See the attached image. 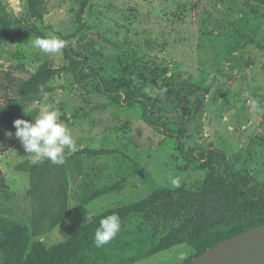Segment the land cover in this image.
I'll return each mask as SVG.
<instances>
[{
  "label": "rangeland",
  "instance_id": "obj_1",
  "mask_svg": "<svg viewBox=\"0 0 264 264\" xmlns=\"http://www.w3.org/2000/svg\"><path fill=\"white\" fill-rule=\"evenodd\" d=\"M0 0V18L16 29L33 23L47 38L77 27L82 0ZM89 26L82 51L85 72L123 90L153 95L155 120L179 130L187 149L224 150L238 169L264 180V6L252 0H89ZM0 23V106L17 95L21 67L68 65L61 54H44L36 39L5 38ZM186 84L181 94L176 88ZM51 93L32 103L20 119L34 122L41 105L58 112L77 144L66 152L70 217L53 230L56 210L32 194L30 173L21 164L38 160L0 128V237L26 257L36 244L49 248L71 239L107 211H121L154 195V186L200 190L208 169L196 167L176 140L160 135L142 119L140 107L123 110L96 82L78 83L62 74ZM110 151L89 154L85 151ZM181 177L180 187L168 175ZM80 205L83 208H79ZM194 250L184 244L137 264H184Z\"/></svg>",
  "mask_w": 264,
  "mask_h": 264
},
{
  "label": "trees",
  "instance_id": "obj_2",
  "mask_svg": "<svg viewBox=\"0 0 264 264\" xmlns=\"http://www.w3.org/2000/svg\"><path fill=\"white\" fill-rule=\"evenodd\" d=\"M252 1L264 6V0ZM29 2L34 9L36 0ZM88 6L89 0H82L77 29L60 37L65 41L62 53L68 65L56 69L43 65L36 72L21 67L24 76L18 84L17 95L0 106V128L6 129L4 138L18 141L14 121L20 119L32 103L52 92L49 84L55 77L69 74L78 83L96 82V90L123 110L140 107L142 119L149 128L175 139L184 157H191L196 167L208 169L204 185L197 191L154 186V195L149 199L125 210L105 212L64 244L49 248L36 244L26 257L10 244L8 235L1 236L0 264H137L184 244L194 250L192 257L184 263L189 264L217 244L264 226V180L238 169L222 149H187L179 130L155 120L156 99L153 95L123 90L122 86L110 84L97 74L85 72L86 56L80 50L88 38L89 26L84 20ZM0 23L7 29L5 38L13 39L22 34L47 38L33 23H24L16 29H11L2 18ZM185 86L179 85L176 93L181 94ZM9 132L12 133L11 137L7 136ZM85 152L94 155L110 151ZM69 160L70 157L66 156L64 165H55L45 158L17 167L20 172L30 173L33 179L32 194L40 204L52 202L55 205L49 230L68 218L70 182L66 164ZM8 187L5 175L0 170V189ZM114 213L121 219L120 233L109 244L96 247L95 231L100 220Z\"/></svg>",
  "mask_w": 264,
  "mask_h": 264
},
{
  "label": "clouds",
  "instance_id": "obj_3",
  "mask_svg": "<svg viewBox=\"0 0 264 264\" xmlns=\"http://www.w3.org/2000/svg\"><path fill=\"white\" fill-rule=\"evenodd\" d=\"M33 46L44 54H61L65 41L57 38H40L33 41ZM15 136L24 150L37 160L48 159L52 164L64 165L66 152H75L77 144L70 129L59 121L58 112L47 105H41L34 122L24 119L14 121ZM8 137L12 133H7ZM169 182L180 187L181 177L168 175ZM121 231V219L118 214L104 217L95 231V246L103 247L114 240Z\"/></svg>",
  "mask_w": 264,
  "mask_h": 264
},
{
  "label": "water",
  "instance_id": "obj_4",
  "mask_svg": "<svg viewBox=\"0 0 264 264\" xmlns=\"http://www.w3.org/2000/svg\"><path fill=\"white\" fill-rule=\"evenodd\" d=\"M189 264H264V226L217 244Z\"/></svg>",
  "mask_w": 264,
  "mask_h": 264
},
{
  "label": "crops",
  "instance_id": "obj_5",
  "mask_svg": "<svg viewBox=\"0 0 264 264\" xmlns=\"http://www.w3.org/2000/svg\"><path fill=\"white\" fill-rule=\"evenodd\" d=\"M70 183H71V181H70ZM79 208L81 209V208H83V207L80 205V207H79ZM70 216H71V215H70V207H69V211H68V218H69ZM68 218H67V219H68Z\"/></svg>",
  "mask_w": 264,
  "mask_h": 264
}]
</instances>
